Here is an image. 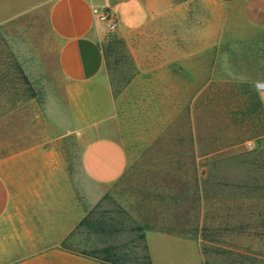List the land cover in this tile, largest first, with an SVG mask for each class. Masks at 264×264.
<instances>
[{"label": "rangeland", "instance_id": "rangeland-1", "mask_svg": "<svg viewBox=\"0 0 264 264\" xmlns=\"http://www.w3.org/2000/svg\"><path fill=\"white\" fill-rule=\"evenodd\" d=\"M104 40L113 115L96 130H64L78 109L57 69L47 1L0 0V157L38 147L42 162L50 148L63 165L54 209L39 235L23 238L22 256L112 245L128 264H146L141 236L158 229L196 240L203 264H264V115L243 94L264 83V31L208 0H173L144 27L106 30ZM94 137L118 139L128 167L88 207L75 177ZM85 217L90 224L78 227Z\"/></svg>", "mask_w": 264, "mask_h": 264}, {"label": "crops", "instance_id": "crops-1", "mask_svg": "<svg viewBox=\"0 0 264 264\" xmlns=\"http://www.w3.org/2000/svg\"><path fill=\"white\" fill-rule=\"evenodd\" d=\"M47 22L54 40L56 65L65 85L69 105L77 114L64 130L97 129L112 117L111 90L106 76L103 44L105 26L92 8L110 11L116 33L144 27L168 12L173 0H46ZM223 16L236 17L245 26L264 31V0H208ZM264 109V88H257ZM66 123V122H65ZM39 162L40 148L9 152L0 157V264H106L60 246L37 249L22 256L24 237L39 235L47 210L54 209L55 173L62 171L53 149ZM34 157V159H33ZM128 167L122 143L113 137L85 139L75 177L84 206L96 204ZM76 207L79 205L75 201ZM151 264H203L196 240L158 229L144 232ZM19 254L12 255L13 250ZM8 257L10 260H8Z\"/></svg>", "mask_w": 264, "mask_h": 264}, {"label": "trees", "instance_id": "trees-1", "mask_svg": "<svg viewBox=\"0 0 264 264\" xmlns=\"http://www.w3.org/2000/svg\"><path fill=\"white\" fill-rule=\"evenodd\" d=\"M243 94H246L248 97H247V100L248 102L251 101V99H254L255 101V106L253 107H250L251 109H254L256 108L258 110V113L259 114H262L264 115V111H263V107H262V104H261V101L259 99V96H258V93L256 91H245ZM247 101H245V103L247 104L248 103ZM249 105L245 107L244 110H249ZM188 143H189V150H188V153H187V163H185V172H186V180H187V187H185V192L187 193V195L189 193H192L191 191V182L194 183L195 181V177H194V159H193V151H192V145H191V138L189 137L188 138ZM90 223L88 222V219L85 217L83 218L79 223H78V227H82V226H87L89 225ZM143 241H144V235L141 236ZM61 248L63 249H66V250H70V251H73V252H76V253H79L81 255H84V256H87V257H90V258H93V259H96L102 263H106V264H128L127 262H129V258L128 257V254L126 253H118L117 252V249L112 246V245H105L99 249H93V250H90L88 252L86 251H74V250H71V249H68V248H65L63 246H61ZM143 250L145 252V255H144V259H145V263L146 264H151L150 263V259H149V256H148V253H147V247H146V244H145V241H144V244H143Z\"/></svg>", "mask_w": 264, "mask_h": 264}, {"label": "built area", "instance_id": "built-area-1", "mask_svg": "<svg viewBox=\"0 0 264 264\" xmlns=\"http://www.w3.org/2000/svg\"><path fill=\"white\" fill-rule=\"evenodd\" d=\"M92 15L97 22L103 24L108 32H115L117 29V22L113 14L106 9L92 8Z\"/></svg>", "mask_w": 264, "mask_h": 264}, {"label": "water", "instance_id": "water-1", "mask_svg": "<svg viewBox=\"0 0 264 264\" xmlns=\"http://www.w3.org/2000/svg\"><path fill=\"white\" fill-rule=\"evenodd\" d=\"M257 87H258V88H264V83H258V84H257Z\"/></svg>", "mask_w": 264, "mask_h": 264}]
</instances>
